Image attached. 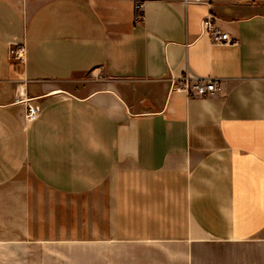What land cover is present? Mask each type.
I'll return each instance as SVG.
<instances>
[{"label": "crops", "instance_id": "0c3cea01", "mask_svg": "<svg viewBox=\"0 0 264 264\" xmlns=\"http://www.w3.org/2000/svg\"><path fill=\"white\" fill-rule=\"evenodd\" d=\"M0 244L264 264V0H0Z\"/></svg>", "mask_w": 264, "mask_h": 264}, {"label": "rangeland", "instance_id": "374dc122", "mask_svg": "<svg viewBox=\"0 0 264 264\" xmlns=\"http://www.w3.org/2000/svg\"><path fill=\"white\" fill-rule=\"evenodd\" d=\"M100 247L80 245H39L14 247L0 244V264H100Z\"/></svg>", "mask_w": 264, "mask_h": 264}, {"label": "built area", "instance_id": "2783aa9c", "mask_svg": "<svg viewBox=\"0 0 264 264\" xmlns=\"http://www.w3.org/2000/svg\"><path fill=\"white\" fill-rule=\"evenodd\" d=\"M185 2H200L202 0H184ZM216 16L208 14L203 20V28L210 36V39L214 44H232L236 40L232 39L228 32H224L216 25ZM24 47L18 48L15 52L18 56H21L24 52ZM222 82L219 78H196L186 75L182 78L181 85L179 87L188 91L191 95L208 96L215 94L221 88ZM21 102L27 105L26 119L33 121L38 118L41 112V106L39 103L32 102V99L26 98L23 92H20Z\"/></svg>", "mask_w": 264, "mask_h": 264}]
</instances>
